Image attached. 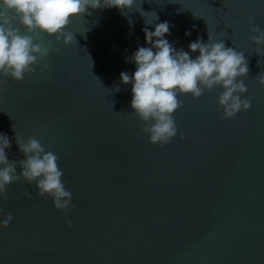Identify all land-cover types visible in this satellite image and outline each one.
I'll use <instances>...</instances> for the list:
<instances>
[{"label":"water","instance_id":"obj_1","mask_svg":"<svg viewBox=\"0 0 264 264\" xmlns=\"http://www.w3.org/2000/svg\"><path fill=\"white\" fill-rule=\"evenodd\" d=\"M141 9L150 31L172 26L164 38L177 50L209 32L243 52L251 108L225 120L218 89L181 96L176 138L150 144L129 116L131 84L119 79L136 71L126 59L146 46ZM125 15L105 8L77 17L66 29L72 44L40 36L47 69L37 65L20 82L0 77L8 160L25 159L16 134L37 138L58 156L75 205L66 217L35 184H10L0 221L14 218L0 228V264H264V46L249 38L250 16L264 30V0H136Z\"/></svg>","mask_w":264,"mask_h":264},{"label":"clouds","instance_id":"obj_2","mask_svg":"<svg viewBox=\"0 0 264 264\" xmlns=\"http://www.w3.org/2000/svg\"><path fill=\"white\" fill-rule=\"evenodd\" d=\"M135 4L136 0H0V77L20 82L32 74L37 65L47 69L48 64L42 62L49 56L50 49L38 42L41 35L54 36L57 43L62 38L63 46H68L76 41L73 33L66 31L71 20L105 8H116L125 15ZM138 12L144 18L145 12ZM154 16L157 21L156 13ZM144 21L146 46L138 47L132 57L126 59L135 64L136 71L132 75L121 72L119 79L124 86L131 84L129 116L142 122L140 132L148 137L150 144L164 146L176 138L178 128L174 114L183 107L181 96L198 99L218 89L216 103L225 120L251 108V100L242 98L248 90L244 81L249 72L243 52L226 47L223 40H214L209 32L207 42L198 38L189 44L188 51L177 50L164 38L172 27L168 22L156 23L154 31H150L147 25H152L151 22L145 18ZM129 24H132L130 19ZM249 32L254 45L264 46V30L252 23L251 16ZM197 52L199 55L192 58L191 53ZM257 84L264 87V72L259 74ZM114 89L120 91L119 86ZM180 139H184L183 134ZM15 141L25 159L10 162L6 149L11 147V142L0 134V200L8 198L10 184L23 180L29 185L35 184L37 194L50 198L53 208L67 217L75 205L72 192L62 179L64 173L58 156L46 151L35 137L25 141L16 134ZM17 165L22 169L19 173ZM3 214L4 209L0 208V215ZM13 218V214L8 213L0 221V228H8ZM65 224L70 228L71 220L65 219Z\"/></svg>","mask_w":264,"mask_h":264}]
</instances>
